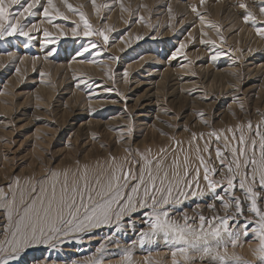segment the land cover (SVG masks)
<instances>
[{"label": "rangeland", "instance_id": "rangeland-1", "mask_svg": "<svg viewBox=\"0 0 264 264\" xmlns=\"http://www.w3.org/2000/svg\"><path fill=\"white\" fill-rule=\"evenodd\" d=\"M67 2L77 11L70 12L62 0H53L68 19L56 17L51 24L38 6L37 15L26 21L27 28L37 26L30 33L34 39L0 40V187L5 191L17 178L23 185L53 171L61 173V183L67 171L71 181L72 174L79 175L85 166L93 182L97 176L103 181L110 157L124 163L125 158L139 159L137 150L145 154L151 150V157H156L162 148L168 149L167 166L177 156L182 164L180 149H184L195 168L199 160L195 144H189L193 133L205 134L196 141L202 150L207 133L223 130L231 140L229 128L249 121L255 127L264 119V38L256 34L251 21L243 20L251 11L256 26L264 28L261 0H205L203 5L200 0H96L99 11L91 0ZM240 2L248 9H240ZM193 5L204 17L203 25L191 11ZM17 8L13 6L12 11ZM81 12L94 29L109 35L107 45L96 35L83 36ZM77 25L81 35L74 37L71 29ZM105 26L113 31L108 33ZM45 30L51 34L47 39L55 43H44ZM201 40L215 43L202 44ZM92 42L97 49L78 55ZM181 43L186 47L172 58ZM50 50H55L52 55ZM223 145V138L216 143L213 137L211 157L201 153L209 167L221 168L215 150ZM125 149L132 150L131 156ZM202 177L203 169L200 188L205 195L181 197L183 202L174 206L172 218L183 222L186 214L192 218L189 223L194 220L198 226L200 215L209 219L232 215L234 206L226 212L221 201L207 192ZM213 178L222 180L223 171ZM217 192L223 195L222 188ZM235 194L241 196L238 189ZM209 204L215 207L210 209ZM145 211L150 210L125 215L119 229L114 222L72 237L61 235L48 244H34L10 264H89L99 256L102 264H172L170 248L162 238L139 244L140 232L147 230L142 223ZM248 215L245 207L244 216L230 220L229 228L242 233ZM5 222L0 211V224ZM257 243L249 232L241 235L235 249L229 243L228 252L252 261L251 249ZM101 244L104 251L97 253ZM128 249L130 260L124 258ZM193 256L194 264H211L209 258Z\"/></svg>", "mask_w": 264, "mask_h": 264}, {"label": "snow or ice", "instance_id": "snow-or-ice-1", "mask_svg": "<svg viewBox=\"0 0 264 264\" xmlns=\"http://www.w3.org/2000/svg\"><path fill=\"white\" fill-rule=\"evenodd\" d=\"M91 2L93 8L99 11L96 0ZM62 3L70 12L77 11L67 0H62ZM204 3L205 0H200L201 5ZM13 6H18L16 11H12ZM38 6L43 8L42 14L48 18L50 24L56 17L68 19L53 4V0H47L46 4L42 0H0V40L16 36L25 37L29 41L34 39L30 33L36 31L37 26L33 24L31 28H27L26 21L29 17L37 15ZM120 6L124 11L123 4ZM238 7L248 9V5L243 2H240ZM191 11L203 25L204 17L195 5L191 6ZM169 12L171 13L170 7ZM259 13L264 16V0H261ZM79 18L83 24L84 37L96 35L103 39L105 45L109 43V35L104 30L94 29L82 12ZM139 19L142 20L143 17ZM243 20L245 23L251 21L256 34L264 38V28L256 26V17L251 11L243 16ZM78 27L79 25L71 29L74 37L81 35ZM105 27L108 33L113 31L111 27ZM60 35L63 36L64 33L61 32ZM203 35L206 36L207 33ZM50 36L45 30V44L56 42L55 39H47ZM136 39L143 37L137 36ZM201 43L214 44L215 41L201 40ZM185 47L186 45L181 43L172 58ZM97 48L98 45L92 42L90 47H84L83 52L78 55L82 56L83 53H90L92 49ZM54 51L50 50L49 55ZM99 54L98 52L97 55ZM8 55L11 56L12 53ZM218 55L219 53L216 54ZM216 56L212 59L215 60ZM124 75L127 76V72ZM85 82L81 80V83ZM199 115L203 116V113ZM227 131L232 134L231 140L223 130L207 133L209 139L204 141L202 150L196 141L203 140L205 134L201 133L199 137L195 133L192 134L189 144H195L194 150L199 160V166L195 168H192L188 151L184 149H180L184 152L183 163L181 164L177 156L167 166L165 159L168 149L162 148L156 157H151V150H148L147 154L137 150L136 156L139 159L125 158L124 163H117L115 157H110L103 181L97 176L93 182L85 166L79 175L72 174L71 181L67 171L63 173L62 183L61 173L53 171L38 181L27 180L23 185L17 178L14 185H7L8 191L0 187V211L6 221L0 224V235L4 236V239L0 240V264H10V261L17 259L29 246L48 244L61 235L72 237L76 233L111 226L114 222L119 229L125 215L131 216L138 209L150 210L143 212L145 218L142 223L147 225V230L140 232L139 244L143 246L162 238L170 248L172 264H194L193 253L199 254L201 260L209 258L211 264H264V207H261V204H264V119L255 127L249 121L247 125H237L235 129L229 128ZM128 132H132L131 124ZM213 137L216 143L222 138L224 141L223 148L217 147L215 150L220 169L209 167L201 154L208 153L209 158L211 157L210 144ZM125 151L131 156V149ZM201 169L207 192L214 200L221 201L226 212L234 206V212L230 216H213L211 219L200 215L197 226L194 220L189 223L192 218L186 214L181 222L172 218L170 213L175 205L183 202L181 197L187 199L189 193L193 197L205 195V191L200 188ZM218 171H223L224 177L219 181L213 178ZM218 188H222L223 195L217 192ZM236 189L240 191L243 199L235 194ZM208 207L211 209L215 205L209 204ZM245 207L249 215L245 217L243 232L231 230L229 221L237 216H244ZM249 232L253 239L258 241L256 247L251 249L254 260H243L235 252L229 254V243L235 249L240 244L241 235L246 237ZM104 247L105 245L101 244L97 253H103ZM124 258L131 259L130 249L125 250ZM89 264H102V256L92 258Z\"/></svg>", "mask_w": 264, "mask_h": 264}, {"label": "bare ground", "instance_id": "bare-ground-1", "mask_svg": "<svg viewBox=\"0 0 264 264\" xmlns=\"http://www.w3.org/2000/svg\"><path fill=\"white\" fill-rule=\"evenodd\" d=\"M249 252V251H248Z\"/></svg>", "mask_w": 264, "mask_h": 264}]
</instances>
